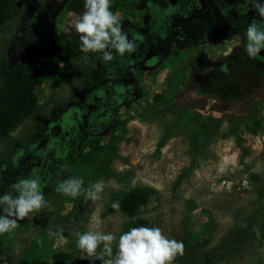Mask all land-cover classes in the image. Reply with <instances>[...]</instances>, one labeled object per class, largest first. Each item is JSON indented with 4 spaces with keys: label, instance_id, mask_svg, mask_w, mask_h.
<instances>
[{
    "label": "rangeland",
    "instance_id": "obj_1",
    "mask_svg": "<svg viewBox=\"0 0 264 264\" xmlns=\"http://www.w3.org/2000/svg\"><path fill=\"white\" fill-rule=\"evenodd\" d=\"M68 1L0 0V59L17 64L30 54L49 65L35 86L36 112L11 132L14 136H26L43 117L51 121L67 105L83 107L90 92L85 74L91 67L103 72L110 62L93 59L95 52L62 61L47 50L50 44L60 49L58 37L75 30L82 15L70 11ZM130 1L131 15L116 12L122 30L134 24L142 30L153 17L156 0ZM224 43L184 48L171 63L144 73L139 79L142 95L121 104L104 127L92 125L84 139L71 141L67 158L77 157L81 140L115 136L108 171L94 172L90 162L79 160L70 165L62 150L40 178L46 207L18 220L14 232L0 234V264H50L55 251L69 252L72 264H107L109 257H88L78 249L76 234L95 229L118 238L126 218L106 207L115 192L136 185L149 189L141 209L147 227H159L169 239L182 241L184 253L195 259L191 264H264V237L244 232L264 228V75L255 93L225 98L208 84L214 65L230 53V42ZM48 129L49 139L60 131L57 124ZM47 146L30 145L19 159V173L27 175L30 167L41 165ZM70 177H82L85 189L103 181L101 199L58 193L57 185ZM4 185L0 194L12 184Z\"/></svg>",
    "mask_w": 264,
    "mask_h": 264
},
{
    "label": "flooded vegetation",
    "instance_id": "obj_2",
    "mask_svg": "<svg viewBox=\"0 0 264 264\" xmlns=\"http://www.w3.org/2000/svg\"><path fill=\"white\" fill-rule=\"evenodd\" d=\"M255 0H165L153 1L154 13L148 24L138 30L137 24L125 29L128 38L136 44L132 53L119 55L113 50L114 60L103 70L100 84L87 88L92 101L85 113L92 125L111 122L121 104L142 95L140 76L149 73L161 63L173 61L184 48L209 47L230 42L229 55L223 56L213 67L208 79L225 98H243L255 93L263 81L264 50L251 58L247 54L246 29L252 22L264 24L254 7ZM228 42V43H227ZM100 86L104 95H98ZM101 90V89H100ZM240 90V91H239ZM95 92V93H94ZM94 93V94H93ZM87 96V97H88ZM45 129L35 143L47 146Z\"/></svg>",
    "mask_w": 264,
    "mask_h": 264
},
{
    "label": "trees",
    "instance_id": "obj_3",
    "mask_svg": "<svg viewBox=\"0 0 264 264\" xmlns=\"http://www.w3.org/2000/svg\"><path fill=\"white\" fill-rule=\"evenodd\" d=\"M133 5L134 3L130 0H113L110 10L114 13L122 12L131 15ZM67 7L73 12L83 13L85 11L84 0H69ZM58 43L60 49H57L56 45L55 47L50 44V48L48 47L47 50L50 53L55 52L56 56L62 61H66V57L77 58L84 53L81 51V42L76 30L72 29L69 32L62 33L58 37ZM62 45L64 48H61ZM92 56L95 60L102 59V53L99 52H95V55ZM47 71H49V65L36 61L30 54L17 64H11L5 58L0 59V190L5 186L4 183L6 181L13 185L14 181L12 180L14 177L19 179L36 176L39 179L41 177L44 179V174L47 172L51 161L61 158L64 153L70 165L75 160H79L82 164L90 162L93 165L94 172L102 171V173L108 171L107 162L111 161L113 156H115V151L112 147L116 143L115 136L110 137L106 141L94 136L86 138L85 141L81 140L82 145L77 149V157L67 158L71 141L82 139L86 131L91 129V122L85 113V108L88 107L87 103L92 101L91 95L87 97V103L83 107L67 105L62 113L55 116L51 121L50 118L43 117L41 122L38 121L35 124V129L31 130L24 137L11 134L22 121L32 118L35 114L37 107L35 86L41 82L43 74ZM102 77L103 72L101 70L91 67L83 78L85 87L96 88L100 84ZM99 88L101 90H96V93L100 92L101 95H104L105 87L100 86ZM53 124H57L60 127V131L51 140V146H47L44 152H42L40 156L41 165L34 166L33 168L30 167L27 175L20 174L18 168L21 155L24 153L28 154L30 145L35 143L37 138L43 135V131ZM228 132L234 135L236 129L229 124ZM62 150L65 152L59 156ZM84 150L87 151L85 155H83ZM16 165H18V172L15 168ZM3 179L6 181L3 182ZM12 185L10 191L12 190ZM148 195L149 189L139 185L125 187L112 195L106 207L107 211L110 213H122L126 218L120 235L129 231L132 227L147 226V220L142 216L141 209L147 205ZM116 201L121 206L119 211L111 207L112 203ZM1 211L2 206H0V213ZM244 232L256 235V230L249 232L244 229ZM119 236L116 247H112L113 255L118 251ZM258 237H264V228L259 229ZM230 250L231 247L224 251L228 253ZM193 260L195 259L192 256L187 257V254L184 253L182 256L177 255L174 261L189 262L191 264ZM50 264H72V256L66 251H55L51 255Z\"/></svg>",
    "mask_w": 264,
    "mask_h": 264
},
{
    "label": "clouds",
    "instance_id": "obj_4",
    "mask_svg": "<svg viewBox=\"0 0 264 264\" xmlns=\"http://www.w3.org/2000/svg\"><path fill=\"white\" fill-rule=\"evenodd\" d=\"M254 7L259 15L264 17V0H255ZM84 8L85 11L75 24L82 52L102 53V59L109 62L114 60L112 50L121 56L135 51L136 44L122 30L119 15L110 10L111 0H84ZM246 36L247 54L251 58H256L261 50H264V24L250 23L246 29ZM83 185L82 177H70L59 183L56 191L73 198L83 193L85 200L90 199L93 202L101 199V193L105 188L103 181H97L87 189ZM46 205L40 179L36 176L19 178L12 185L11 191L0 194V206L4 213L0 215V234L14 232L18 227V220L25 219L30 213L41 211ZM111 207L119 211L121 206L116 201ZM241 226L247 225L242 222ZM62 231L61 229V234ZM76 235L78 249L88 257L99 259L109 257L107 264H173L177 255L182 256L185 251L182 241L169 239L159 227H132L122 233L115 255L112 245L117 237L113 233L89 229ZM256 235L259 236V229H256ZM98 249L102 250L98 253Z\"/></svg>",
    "mask_w": 264,
    "mask_h": 264
},
{
    "label": "water",
    "instance_id": "obj_5",
    "mask_svg": "<svg viewBox=\"0 0 264 264\" xmlns=\"http://www.w3.org/2000/svg\"><path fill=\"white\" fill-rule=\"evenodd\" d=\"M49 131V130H48ZM48 136H50L49 135V133L47 132L46 134H45V137H48ZM43 143V145H44V142H42Z\"/></svg>",
    "mask_w": 264,
    "mask_h": 264
}]
</instances>
